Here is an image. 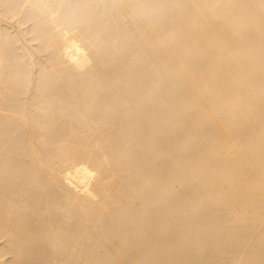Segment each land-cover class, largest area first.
Returning a JSON list of instances; mask_svg holds the SVG:
<instances>
[{
    "label": "bare ground",
    "instance_id": "bare-ground-1",
    "mask_svg": "<svg viewBox=\"0 0 264 264\" xmlns=\"http://www.w3.org/2000/svg\"><path fill=\"white\" fill-rule=\"evenodd\" d=\"M0 264H264V0H0Z\"/></svg>",
    "mask_w": 264,
    "mask_h": 264
}]
</instances>
